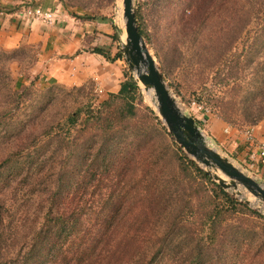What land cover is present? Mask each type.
I'll return each mask as SVG.
<instances>
[{
	"label": "rangeland",
	"instance_id": "obj_1",
	"mask_svg": "<svg viewBox=\"0 0 264 264\" xmlns=\"http://www.w3.org/2000/svg\"><path fill=\"white\" fill-rule=\"evenodd\" d=\"M35 2L39 3L38 0H0V7L5 13H17L21 22V12L26 8H33ZM57 2L63 15H67L65 17L84 23L85 29L86 24L97 22L101 18L111 26L115 25L118 42L112 40L110 46L116 48L114 52L121 49V42L125 38V34L119 29L120 26L124 31L121 0ZM195 2L196 0H132L136 26L142 32L144 45L161 72L176 106L183 114L194 119L212 149L264 186V163L256 158L252 147L243 137V131L249 126L245 114H253L254 108L261 106L264 114V33L253 40L256 28L253 24L249 25L246 30L248 32L234 39L229 45L230 49H225L228 48L226 42L232 39L235 28L237 30L240 24L235 15L238 8L233 5L234 0L228 3L216 0L208 6L206 0L200 10L191 15ZM56 13L58 16V12ZM56 19L50 25L45 24L46 31L38 34L35 41L23 39L14 47L0 45V67L9 76V86L15 95L14 102L8 105L11 110L3 112L2 102L8 88L0 86V190L7 188L0 194L7 196L5 192L10 191L9 197L15 202L12 215L22 217V224L17 226L16 235L13 234V251L24 245L36 224H39L48 207L50 193L56 185H60L68 194L69 189L64 186L68 181L76 180L81 183L85 175L84 180H89V172L86 174L84 166L87 161H82L80 156L82 153L93 152L102 141H107L105 145L121 142L120 147L126 148L127 152L123 157V166L124 162L127 164L130 161V169L124 168L119 175L118 170L112 168L117 166L116 162L110 164L107 172L100 174L101 181L96 183L98 187H102H90L89 190L93 192L87 193L84 198L96 204L108 195L109 187L123 185V192L118 187L116 193H120V196L123 193L124 199L136 196V200L132 199L136 205L126 210L124 217L142 219L144 212L139 209V203L148 200L149 192L153 191V196L161 197L163 204L158 211L152 210L149 215L157 217L161 214L163 219L155 220L152 227L155 228V225L162 224L165 220L172 221L177 216L183 217L190 221V228H175L174 234L190 235V231L197 226L195 222L208 210L206 194L215 200L217 207L221 204L217 203L219 195L214 192V186L203 180L195 168L186 171L178 169L183 156L186 155L203 171L217 173L226 181L228 178L218 169L196 162L175 141V147L171 144L170 138L173 137L168 135L167 128L157 113L153 92L143 89L135 78L134 70L127 67L123 58H119V80L122 81L123 74L128 73L136 80L139 88L134 99L135 115L125 122L115 119L108 129L110 131H102L100 125L84 123V112L97 108L107 96H101L96 78L75 84L50 75V62L61 57L55 55L56 60L53 61L52 58L49 61L53 56L49 44L55 42L57 35L54 32L59 28ZM111 32L113 34V30ZM225 32L228 34L225 35ZM94 33L95 31L92 32L93 35ZM82 40L85 44L81 49L91 50L94 46L89 44L91 35L85 33ZM228 67H231L236 79L226 81L224 75ZM219 107L224 108L228 116L226 120L217 110ZM76 110L81 111L77 122L74 127L67 128L64 120ZM115 116L116 113L113 117ZM255 125V130L258 131L255 136L263 138L264 115L252 125L253 128ZM224 127H228V133L223 131ZM162 144H169L167 152L157 147ZM149 151L151 154H148ZM140 154H146L147 167L141 163ZM9 160L20 161L18 173L13 171ZM128 186L130 188L126 190ZM143 187L148 191H143ZM238 188L240 195L232 193L231 188L224 190L238 200H247L245 203L249 208L257 209L264 216V207L257 205L252 194L242 185H238ZM235 208L245 211L238 205ZM230 218V224L235 227L236 232L220 238L223 242L221 246L226 248L227 242L234 241L232 246L237 248L233 252L235 257L228 259L230 262L226 264H241L242 260L244 264L248 263L244 259L251 256L252 251L247 252L246 242L251 245L264 242V223L254 216L251 219L242 217L239 211ZM143 229L147 231V227L143 226ZM172 245L176 253L168 259L158 261L164 264L183 261L184 257L180 252L190 243L180 241L176 244L173 242Z\"/></svg>",
	"mask_w": 264,
	"mask_h": 264
},
{
	"label": "trees",
	"instance_id": "obj_2",
	"mask_svg": "<svg viewBox=\"0 0 264 264\" xmlns=\"http://www.w3.org/2000/svg\"><path fill=\"white\" fill-rule=\"evenodd\" d=\"M205 1L196 0L192 6L191 15L197 13ZM215 1L207 0L206 6ZM229 1L222 0L224 3ZM233 5L238 8H235L237 9L235 15L240 24L237 30L235 28L232 39L226 42L228 48L225 49H230L231 46L229 45L234 39L239 38L243 33L246 34L249 25L253 24L256 28L254 35H252L253 40L264 33V0H234ZM112 29L111 39L118 42L116 26L112 25ZM137 31L140 35L142 34L138 26ZM227 34L228 32H225V35ZM249 45L251 46L252 42ZM90 51L101 54L107 60L123 58L121 49L115 52L113 56H109L108 49L104 50L98 46H93ZM224 76L226 81L230 78L236 79L231 67L227 68ZM224 78L222 77L221 81ZM10 81L5 69L0 67V86L8 88L2 102L1 109L3 112L11 110L8 105L15 100L14 91L11 92L9 86ZM138 89L133 76L128 73L123 74V80L120 81L117 92L108 94L107 98L100 102L94 110L84 112L85 119L83 122L100 125L101 130L106 131L112 127L111 124L115 119L119 122L131 120L135 115L134 99ZM217 110L225 120L226 117L228 118L224 108L219 107ZM262 111L263 106L254 108L255 113L253 114L250 112L245 114L248 125H254L261 120L264 115ZM80 112V110H76L65 118L67 128L75 126ZM115 113L116 116L113 117ZM155 118L157 119L156 116ZM170 140L175 147L174 139L170 138ZM106 142L102 141L93 152L82 153L80 156L82 161H87L84 166L86 174L89 172L88 181L84 180L86 175L82 177L84 184L76 180L68 181L64 185L69 189L68 194L61 189L60 185L54 187L50 193L51 197L48 198V207L40 218L39 224H36L32 234L18 250L13 251L12 248L15 240L13 234L18 228L17 226L22 224V217L18 218L12 215L15 202L9 197L10 191L5 192L7 196L0 194V264H164L158 260L173 256L176 250L173 249L172 243L175 242L176 244L180 241H188L190 245L180 252L184 258L178 264H226L230 262L228 259H231L232 256L235 257L233 252L237 248L232 246L234 241L227 242L226 248L221 246L223 236L232 235L236 232L235 227L230 224L232 222L231 215L239 211L242 217L254 216L264 223V216L260 215L257 209L249 208L245 202L238 200L217 183L211 181L209 175L198 168L196 163L185 154L178 165V169L186 171V169L195 168L203 180L214 186L217 191L214 192L219 195V202L217 203L221 204L217 207L214 204L215 200L206 194L208 210L199 221L195 222L197 226L193 228L194 232L190 231V235L174 234L175 228H190V221L183 217L177 216L172 221L165 220L159 225L154 223L155 228L152 227L155 220L163 219L161 214L157 217L152 214L149 215L152 210L158 211L163 204L161 197L153 196V191L149 192L148 200L139 203V209L144 212L142 219L124 217L125 211L136 205V202L132 200L136 196H131L132 199H124L123 193L122 196L119 195L120 193H116L118 187L123 192V185L117 184L113 185L114 187H109L108 195L100 199L99 203L93 204L90 199L84 197L87 193L93 192L89 190L90 187L94 189L102 187H98L96 183L101 181L100 174L106 173L110 164L116 162L117 166H112V168L117 169L119 175L124 168L130 169V161L127 163L128 165L124 162L123 166V157L127 152H125L126 148L120 147L121 142L116 141L105 145ZM157 147L161 151L166 150L167 152L169 144H162L161 147L157 145ZM178 149L180 150V148ZM148 154H151V151ZM144 155L146 154L139 156L143 161L141 163L147 167L148 163L145 162L147 157ZM9 163L12 165L13 171L18 173L20 161L9 160ZM129 188L130 186L126 187V190ZM6 189H1L0 193ZM142 190L145 191L147 188L143 187ZM237 205L245 211L235 208ZM143 226L147 227V231L142 230ZM246 243L247 252L252 251V255L244 259L248 261L245 264H264V242L253 245L250 242ZM225 251L227 252L221 256ZM241 264H244L243 260Z\"/></svg>",
	"mask_w": 264,
	"mask_h": 264
},
{
	"label": "crops",
	"instance_id": "obj_3",
	"mask_svg": "<svg viewBox=\"0 0 264 264\" xmlns=\"http://www.w3.org/2000/svg\"><path fill=\"white\" fill-rule=\"evenodd\" d=\"M34 3V7L39 6L42 9H55L58 12L56 23L58 29H55V42H50L49 47L52 49L53 56L49 58L56 60V56H61L51 65L50 75L56 79L63 80L67 83H82L96 78L98 87L100 88L101 96L105 97L110 93H116L119 88L121 66L119 58L107 60L101 54L84 51L83 45L85 42L82 36L91 35V42L94 46L108 49L109 56L114 55L116 48L110 46L112 44L111 30L112 26L105 19H100L97 22H91L89 25L78 23L71 17H65L60 10V4L57 0H38ZM19 21L18 14L15 12L3 13L0 17V45L3 47H14L23 39L35 41L38 34L43 33L45 24L40 20L30 15L21 16ZM105 20V21H104ZM46 31V30H45ZM95 31L94 35L92 32ZM48 36V33L46 34ZM40 36V35H39ZM54 66V68H53ZM253 128V132L258 134V131ZM242 152V151H240ZM239 152V153H240Z\"/></svg>",
	"mask_w": 264,
	"mask_h": 264
},
{
	"label": "water",
	"instance_id": "obj_4",
	"mask_svg": "<svg viewBox=\"0 0 264 264\" xmlns=\"http://www.w3.org/2000/svg\"><path fill=\"white\" fill-rule=\"evenodd\" d=\"M121 5L125 33L124 42H121L123 58L128 67L134 70L135 78L143 89H150L153 92L154 106L174 141L196 162L208 168L218 169L227 177L228 181L217 173L204 170L223 189L231 188L232 193L240 195L238 185H242L257 200V205L264 207V186L242 173L225 157L212 149L211 145L206 143L194 119L183 114L176 106L161 72L137 31L132 0H121Z\"/></svg>",
	"mask_w": 264,
	"mask_h": 264
},
{
	"label": "built area",
	"instance_id": "obj_5",
	"mask_svg": "<svg viewBox=\"0 0 264 264\" xmlns=\"http://www.w3.org/2000/svg\"><path fill=\"white\" fill-rule=\"evenodd\" d=\"M3 10L0 7V17L3 15ZM20 15H30L34 18L40 20L46 25L52 24L57 16V13L55 9H42L39 6L33 7V8H26L21 12ZM95 79V78H93ZM223 131L225 133H228V127H224ZM243 137L244 140L249 143V146L252 147V151H254V154L256 155V158L262 163H264V137L258 138L255 136L253 132V126L249 125L244 131H243Z\"/></svg>",
	"mask_w": 264,
	"mask_h": 264
},
{
	"label": "bare ground",
	"instance_id": "obj_6",
	"mask_svg": "<svg viewBox=\"0 0 264 264\" xmlns=\"http://www.w3.org/2000/svg\"><path fill=\"white\" fill-rule=\"evenodd\" d=\"M121 7H122V5H121ZM119 29L122 32V34L124 35L125 33H124V31L122 30V28L120 26H119Z\"/></svg>",
	"mask_w": 264,
	"mask_h": 264
}]
</instances>
